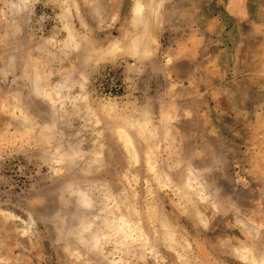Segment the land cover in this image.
I'll return each instance as SVG.
<instances>
[{
    "label": "rangeland",
    "instance_id": "1",
    "mask_svg": "<svg viewBox=\"0 0 264 264\" xmlns=\"http://www.w3.org/2000/svg\"><path fill=\"white\" fill-rule=\"evenodd\" d=\"M244 247L264 262V0H0V264Z\"/></svg>",
    "mask_w": 264,
    "mask_h": 264
},
{
    "label": "bare ground",
    "instance_id": "2",
    "mask_svg": "<svg viewBox=\"0 0 264 264\" xmlns=\"http://www.w3.org/2000/svg\"><path fill=\"white\" fill-rule=\"evenodd\" d=\"M156 2H157V1H156ZM156 2H155V3H156ZM156 5H157V4H156ZM141 10H142V9H141L140 7L137 9V12H136V13H137V16L141 14ZM142 12H143V11H142ZM135 18H136V16H135ZM139 18H140V17H139ZM136 19H137V18H136ZM140 19H141V18H140ZM137 20H138V19H137ZM137 22H138V21H137ZM139 22H140V21H139ZM144 31H145V30H144ZM150 41H151V38H150ZM118 44H119V43H118ZM117 46H119V45H117ZM153 46H154V45H153ZM117 48H118V47H116V49H117ZM148 48H149V47H148ZM148 48H147V49H148ZM114 49H115V48H114ZM118 49H121V48H118ZM151 49H152V48H151ZM144 50H145V49H144ZM144 50H143V51H144ZM146 51H148V50H146ZM145 53H148V52H145ZM108 106H109V105H108ZM112 106H114V105H112ZM132 120H133V119H132ZM135 121H136V120H135ZM160 181H161V180H160ZM163 181H164V179L162 180V183H164ZM203 199H205V198L203 197ZM10 213H11V212H10ZM12 215H13V213H12ZM16 219H18V218H16ZM22 219H23V218H22ZM20 224H21V223H20ZM30 225H31V224H30ZM31 226H32V225H31ZM31 226H29V227H31ZM19 229H20V228H19ZM22 229H23V231H24L25 228L23 227ZM26 229H27V228H26ZM26 229H25V230H26ZM28 229L30 230V228H28ZM23 231H22V232H23ZM27 231H28V230H27ZM165 233H166V231H165ZM20 234H21V233H20ZM22 235H23V234H22ZM168 236H169V234H168ZM127 237H129V238H131V239L133 240L132 235H130V236L127 235ZM122 242H123V241H122ZM123 246H124V245H123ZM244 252L246 253V255H245V253L242 254L241 256L239 255V256L241 257V259H243V260L248 259V260H250L249 262H251L252 264H260V263L264 264V262H262V261H261V262L259 261V262H260V263H259L258 260H257L255 257H254V258H253V257H250V256H254V255H252V253H251V249H248L247 247H244ZM247 254H248L249 258H247V257H248Z\"/></svg>",
    "mask_w": 264,
    "mask_h": 264
},
{
    "label": "built area",
    "instance_id": "3",
    "mask_svg": "<svg viewBox=\"0 0 264 264\" xmlns=\"http://www.w3.org/2000/svg\"><path fill=\"white\" fill-rule=\"evenodd\" d=\"M115 89H117V86H115Z\"/></svg>",
    "mask_w": 264,
    "mask_h": 264
}]
</instances>
